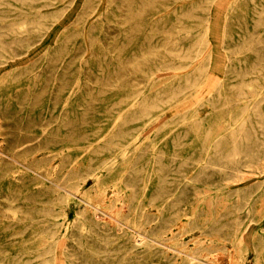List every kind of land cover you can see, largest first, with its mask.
Instances as JSON below:
<instances>
[{
    "label": "bare ground",
    "instance_id": "bare-ground-1",
    "mask_svg": "<svg viewBox=\"0 0 264 264\" xmlns=\"http://www.w3.org/2000/svg\"><path fill=\"white\" fill-rule=\"evenodd\" d=\"M180 1L175 8L177 0H0V72L7 62L17 64L13 74L19 75L7 82L13 86L34 76L27 87L46 92L45 108L54 109L43 115L41 138L29 149L10 140L0 112V192L4 186L8 194H0L6 202L0 204V224L29 230L10 231L17 233L12 239L22 241L11 246L16 252L0 255V264H78L69 248L73 241L82 246L81 237L101 234L115 235L123 254L140 256L138 262L132 259L137 264L146 262L144 255H166L165 249L184 255L182 264H264V181L255 178L264 174V60L251 64L245 58L262 39L252 37L248 26L238 28L235 16L262 11L264 0H248V7L238 0L226 3L219 29L209 16H217L225 0H197L191 6ZM254 20L264 27L260 16ZM47 35L51 44L24 60ZM218 38L226 65L206 89ZM238 47L245 51H235ZM142 90L157 92L140 96ZM198 91L211 114L199 116L196 107L179 112ZM71 103L76 110L65 109ZM97 123L109 124L108 137L94 133ZM145 127H152L150 149L136 154L141 148L129 147ZM250 141L256 146H248ZM133 156L138 164L130 163ZM136 168L146 171L138 186ZM211 168L218 179L208 177ZM87 175L94 182L85 188ZM106 177L129 191L127 216L117 211L120 219L114 216L111 225L106 208L87 202L64 224L67 195L82 200L92 188L106 193ZM200 183L213 189H200ZM216 189L219 196L204 194ZM104 199L114 203L119 194L106 193ZM149 205L163 214L154 230L142 219ZM181 216L189 227V251L170 243Z\"/></svg>",
    "mask_w": 264,
    "mask_h": 264
},
{
    "label": "rangeland",
    "instance_id": "rangeland-1",
    "mask_svg": "<svg viewBox=\"0 0 264 264\" xmlns=\"http://www.w3.org/2000/svg\"><path fill=\"white\" fill-rule=\"evenodd\" d=\"M82 0H78V2H81ZM197 0H187L185 2V5L191 6V4ZM234 0H225L223 1L221 8L218 9V14L217 16H209V21H216V27L217 29H219V24H217V22L219 21L220 17H221V13H222V9L225 8L227 6L228 3H231ZM245 2L246 7L250 6V4L248 3V0H238V4ZM227 3V4H226ZM181 1L177 0V3H175L173 5V7H179L181 5ZM263 10H257V11H250V13H242L241 12H236L235 16H238V28H243L245 26H248L249 29H251V34L252 37H256V38H261L262 41L261 43H256L253 53H248L245 58H247V61L251 64H255V63H259V61L264 60V27L263 26H259L258 24H256V21L254 20L255 17H259L262 19V23L264 24V2H263V6H262ZM76 11V8L73 7L71 9V11L68 13L67 19L70 18ZM258 13H260L259 16ZM12 12H9V14L6 13V15L11 16ZM3 16H5V14H1ZM234 26V25H233ZM232 27V25H231ZM240 33L238 34H234V35H240ZM51 40L52 37L51 35H47L44 38V42L41 45H35L34 50L29 52L28 55H26L24 60H29L30 58L33 57L32 54H35L38 52V50L43 46H47L51 44ZM216 47L213 49L214 52V56H213V60H214V67L215 70L214 72H212L211 74H209L208 78H207V83L205 88L208 89L216 80L217 76H218V72L217 70L223 66H225L226 64H224V62L226 61V59L221 55V53L224 50L222 42L220 41V39L218 38L215 41ZM229 50V49H227ZM208 51V49L206 48L204 53H206ZM235 51H239V52H244L245 48L244 47H238L236 48ZM259 54V55H258ZM18 66L17 64H13L10 62H7L3 65L2 71L0 72V112L6 117V119L3 120V124L6 126H8L7 128L10 129L11 135L9 136L11 141L14 142H19V143H24L25 144V148L29 149L31 147H36L37 144V140L41 138V125L40 123L42 122V118L43 115L45 113H53L54 109L52 107V105H49L48 107L46 106L45 108V104L47 103L45 100V97L48 96V94H46V92H44V94H41L39 91H37V89H30L27 87V84L30 83V79L33 78L34 76H28V77H24L23 79H21L20 82H18L16 85H11L7 82V80H9L10 77H14V76H18L19 73L13 74V72L15 71V67ZM165 74L163 73L161 75V78H164ZM29 78V79H26ZM211 84V85H210ZM157 91H148V90H142L139 93L140 96L147 94V93H156ZM119 93H124V92H119ZM126 93H135L133 91H126ZM195 94H193V92L189 95V100L185 105L179 106L178 107V111L179 112H186L187 109L189 108H197L196 113L199 116L205 117L208 114H211V107L209 105L206 104H200L201 99L203 98L204 94L203 91H198V92H194ZM34 94V96L32 95ZM121 94H110L109 96L111 97H118ZM132 95V94H131ZM13 96H15L16 100H13ZM61 96V95H59ZM248 98L250 99H255L258 96H255L253 94H248L247 95ZM30 98L31 100L28 101ZM26 102H29L28 104H26ZM18 103L21 104L18 105ZM208 106V107H207ZM100 107V108H99ZM99 107H94L92 108L93 110L95 109H102L101 106ZM76 106L73 105V103H71V105H69L68 107H65V109H75ZM46 109V111H45ZM79 109L81 110L82 108L79 107ZM76 110V109H75ZM91 109H89L88 111L90 112ZM128 109H125L123 111V113H125ZM57 112L59 113L60 110L58 109ZM98 113V112H94L93 114ZM169 114V113H167ZM95 130L94 133H102L103 137H108V135H110L108 128H109V124H100L97 123L95 124ZM152 130V127H145L143 130L139 131L138 135L136 136L137 138L134 139V142L130 145L129 149H135L136 146L141 148V151H136V154H144V152L149 151L150 149V145H151V141L147 138L148 133ZM227 131V128L225 127L224 129H220L218 133H220L221 135L223 133H225ZM44 140L45 138L42 140L41 144H44ZM222 143L227 144V141H223ZM223 144V145H224ZM256 142L254 143L253 141H250L247 145L250 147L256 146ZM163 147V146H162ZM37 154H41V152H37ZM117 161L119 162H123V158L122 156L118 155V157L116 158ZM81 161V159H80ZM133 162L134 164H138L139 160L137 158H135L134 156L130 159V163ZM126 165V164H125ZM123 165V166H125ZM87 165H80V168H84ZM17 167L21 168L22 170H24L25 172H27L28 174H31V171L29 169H27L25 166H20L17 165ZM139 168H136V170H138ZM191 167H189V184H192L194 181V176L191 172ZM102 173H106L104 170L101 171ZM146 171L145 170H138L137 173L138 175L136 176L137 179V186L138 183H140V179L144 176V173ZM207 173L208 177L210 179H218L220 176L218 175V172L216 169H207ZM87 181H86V186L85 188L89 187L90 185L93 184L94 180L93 177L90 175H87ZM107 180V184L105 185V191L107 193V196L114 198V196L117 194H119V199L116 200L114 203L110 202L108 200V202L105 201L104 199V195L106 194L103 189H98L95 190L94 188L91 189V191H89L88 193L90 194L89 196L84 197L82 200L75 198L72 194H68L67 195V202H65L64 206L66 208L67 211V215H66V222H64V224H68L72 222V219L74 217V215L76 214V211L78 209H81L83 206H85V204H87V202H90L98 207L101 208H106V210L109 212V214L113 217H107V223L111 224V225H115L116 222L114 221V216L116 218L120 219V215H124V217L127 216L128 214V198L127 195L129 194L128 190H126V187H122L119 188L118 186L112 184L109 180L110 178H112V176H110V178L106 177ZM255 178L256 180L263 182L264 181V174H255ZM200 189H213L212 186H210L207 183H200L199 184ZM99 188V187H98ZM225 191V190H224ZM219 190L216 189L214 191L210 190L208 192H204V194L208 197L211 195H218ZM78 193V192H77ZM1 195L5 196L8 195L7 193H5V187H2V190L0 192ZM95 201V202H94ZM97 201V203H96ZM122 202V204H121ZM126 203V204H125ZM0 204L1 206H5L6 202L3 200H0ZM185 208L189 209V204L185 205ZM124 210V211H123ZM119 211L120 215H117L116 212ZM163 214L160 212V209L153 206V205H149L145 211L143 212L142 215V219L144 220V222H146L147 226L152 227V229L154 230L155 227L159 228L156 224L157 223H161V216ZM112 218V219H110ZM1 219V218H0ZM185 216H181L179 219H177L176 223L179 225H173L171 228H176L175 230V234H173L171 240H174L171 243L172 246L177 247L178 249L182 250V251H189V227L187 228V223L185 221ZM113 221V222H112ZM185 223V226H182L180 224ZM14 228L20 229L21 232H23V234L28 233V229H26L25 231L22 229L21 226H16V227H11L10 225H5V224H0V238L5 237V239H0V255H4L5 253H14L16 252V250L14 248H12L11 246L21 242V239H17L14 240L12 239V237L14 235H16L17 233H11L10 231H12ZM22 234V235H23ZM116 236H112V237H105L103 234H101L100 236H83L79 239V241L84 242V245L82 246H76L77 240L73 241L75 242V244L70 245V251L73 252V260L78 261V264H85L86 258H89L92 261H98L100 262L99 264H106V262H110V264H120V262H124V264L127 262V264H137L138 259H140V256L137 255H125V253L123 254V250L122 247L120 249L121 246V241L119 239H115ZM37 242V241H35ZM43 241H38V243H42ZM106 242H111V244H108ZM27 243V241H24L23 244ZM8 247V249L5 251L4 247ZM103 247V248H102ZM165 247V246H164ZM106 249L108 252L105 254L102 252L101 256H97V255H93L90 254L91 249L95 250V249ZM19 250V249H18ZM20 251V250H19ZM119 251V252H118ZM163 252H165L166 255H162V254H157V255H153L151 257H148L146 255H144L142 261H146L142 264H182V258H184L185 256L182 255L181 253H178V251H172L169 249H165L162 250ZM21 252V251H20ZM92 252V251H91ZM123 254V255H122ZM122 255V256H121ZM72 257V256H71ZM5 259H7L5 257ZM132 259L136 260V261H132Z\"/></svg>",
    "mask_w": 264,
    "mask_h": 264
}]
</instances>
